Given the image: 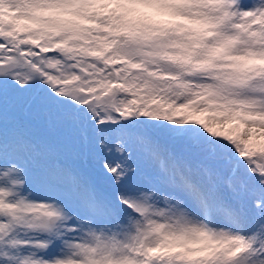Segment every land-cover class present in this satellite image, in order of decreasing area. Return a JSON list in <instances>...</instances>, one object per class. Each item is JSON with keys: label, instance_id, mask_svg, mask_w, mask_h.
<instances>
[{"label": "snow or ice", "instance_id": "1", "mask_svg": "<svg viewBox=\"0 0 264 264\" xmlns=\"http://www.w3.org/2000/svg\"><path fill=\"white\" fill-rule=\"evenodd\" d=\"M0 264H264V0H0Z\"/></svg>", "mask_w": 264, "mask_h": 264}, {"label": "rangeland", "instance_id": "2", "mask_svg": "<svg viewBox=\"0 0 264 264\" xmlns=\"http://www.w3.org/2000/svg\"><path fill=\"white\" fill-rule=\"evenodd\" d=\"M245 2L247 3V2H250V0H245ZM81 161H78V163H80ZM81 166V165H80Z\"/></svg>", "mask_w": 264, "mask_h": 264}]
</instances>
